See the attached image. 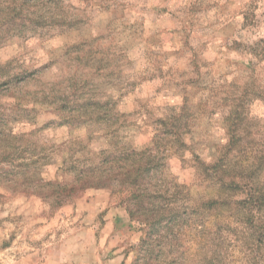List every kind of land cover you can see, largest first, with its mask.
I'll use <instances>...</instances> for the list:
<instances>
[{
	"label": "rangeland",
	"instance_id": "374dc122",
	"mask_svg": "<svg viewBox=\"0 0 264 264\" xmlns=\"http://www.w3.org/2000/svg\"><path fill=\"white\" fill-rule=\"evenodd\" d=\"M237 4L0 0V264H140L127 239L143 230L120 190L132 155L109 149L137 127H160L157 143L195 129L207 149L236 115L235 130L259 132L264 20L253 0L236 28ZM28 52L49 68L34 72ZM174 94L182 115L152 119L153 98Z\"/></svg>",
	"mask_w": 264,
	"mask_h": 264
},
{
	"label": "clouds",
	"instance_id": "9594fccd",
	"mask_svg": "<svg viewBox=\"0 0 264 264\" xmlns=\"http://www.w3.org/2000/svg\"><path fill=\"white\" fill-rule=\"evenodd\" d=\"M258 2V18L264 20L259 17L264 0ZM252 3L238 0L234 6L240 12L234 16L236 28L244 22V11ZM22 62L36 73L49 68L43 61L33 64L32 52ZM13 71L25 75L19 68ZM182 104L179 94L171 99L153 98L152 119L167 122L180 117ZM227 115L223 112L218 118ZM148 122L149 118L141 115L137 125ZM260 125L259 132L253 130L251 135L243 129L234 130L232 135L242 138L235 146L227 135L217 134L206 149L195 129H182L180 136L157 143L160 127L152 131L137 127L134 135L122 132L113 142L112 154L127 149L132 155L126 167L143 166L142 173L151 184L148 201L151 210L159 214L135 238H126L128 244L138 246L140 264H264V118ZM222 185H236L238 190L225 192ZM131 261L132 257L129 264Z\"/></svg>",
	"mask_w": 264,
	"mask_h": 264
},
{
	"label": "trees",
	"instance_id": "16d2710c",
	"mask_svg": "<svg viewBox=\"0 0 264 264\" xmlns=\"http://www.w3.org/2000/svg\"><path fill=\"white\" fill-rule=\"evenodd\" d=\"M259 41L264 44L263 38ZM236 117H234L236 120L239 119L238 115H236ZM235 119L232 120L231 126L229 125V139L233 146L240 139V137L232 135L236 127ZM221 155H223L222 152ZM221 167H223V164H221ZM140 171L141 167H137V165H133L131 167L122 166L120 168V184L122 185L120 190L124 189V191L128 193V198H126L127 205L125 206L130 218L133 219L136 217L138 223L144 226L142 227V230L144 231V228L158 219L159 214L151 210L150 202L148 201V197L150 195L149 186L143 184L144 182L140 179L142 177V173ZM232 186L233 185H222L221 187L223 191H226ZM59 189L61 193H64L63 197H66L74 191V187L72 185L60 186Z\"/></svg>",
	"mask_w": 264,
	"mask_h": 264
}]
</instances>
